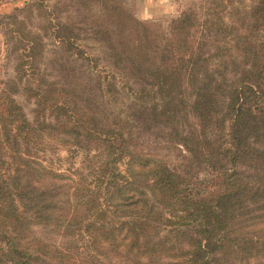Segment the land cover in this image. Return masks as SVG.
Wrapping results in <instances>:
<instances>
[{"label": "trees", "instance_id": "1", "mask_svg": "<svg viewBox=\"0 0 264 264\" xmlns=\"http://www.w3.org/2000/svg\"><path fill=\"white\" fill-rule=\"evenodd\" d=\"M35 8L2 17L23 64L0 91V264H264V0L165 23L60 0L51 52Z\"/></svg>", "mask_w": 264, "mask_h": 264}, {"label": "rangeland", "instance_id": "2", "mask_svg": "<svg viewBox=\"0 0 264 264\" xmlns=\"http://www.w3.org/2000/svg\"><path fill=\"white\" fill-rule=\"evenodd\" d=\"M22 6L19 8H24L25 4L30 0H22ZM34 1L35 10L31 15H27L28 13L25 10H22L19 20L24 23V25L34 32H42L41 34H46L50 39L46 40L47 50L51 52L53 46V38H54V30L57 24L61 21L64 23L66 21L65 15H58L55 12V4L60 0H31ZM196 0H175L174 4L170 7L167 13H163L162 15H158L155 18L149 19L147 12L142 13V0H128L130 6L134 7L136 15L142 20H155L161 21L163 23L169 21L172 18L178 17L182 11H184L189 5L192 4ZM14 10L10 13L12 14ZM55 12V13H54ZM4 15H0V35H1V47H0V91L4 90L5 87L12 81H17L18 79V70H20L21 65L19 54L22 51L18 52V48L16 46L19 45L18 36H15L9 32V30H16V28H20L19 26L14 27V23L9 20H4L2 17ZM45 28H49L48 30ZM45 32V33H44ZM91 48H97L94 45H90L88 51L93 52ZM17 50V52H16ZM50 58V55L49 57ZM25 97L18 96V100L26 105V110L28 113H32L34 106L33 103L27 102ZM46 164L51 167L60 170L62 172H70L71 169L79 168L82 164V156L79 155L77 157H71L70 154L64 151H60L58 153H48L45 155ZM124 170V168H122Z\"/></svg>", "mask_w": 264, "mask_h": 264}, {"label": "crops", "instance_id": "3", "mask_svg": "<svg viewBox=\"0 0 264 264\" xmlns=\"http://www.w3.org/2000/svg\"><path fill=\"white\" fill-rule=\"evenodd\" d=\"M175 0H142V13L147 12L149 19L162 15L170 9ZM22 0H0V15L10 14L13 10L22 6ZM1 39V35H0ZM1 41V40H0ZM1 47V43H0Z\"/></svg>", "mask_w": 264, "mask_h": 264}]
</instances>
